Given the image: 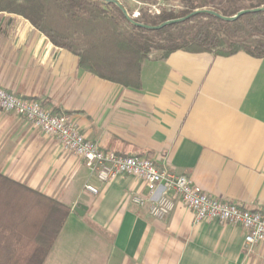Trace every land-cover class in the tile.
Here are the masks:
<instances>
[{
	"label": "crops",
	"instance_id": "1",
	"mask_svg": "<svg viewBox=\"0 0 264 264\" xmlns=\"http://www.w3.org/2000/svg\"><path fill=\"white\" fill-rule=\"evenodd\" d=\"M79 61L25 17L0 12L1 87L69 115L105 150L150 158L216 198L264 212V57L150 55L139 87ZM0 174L70 208L43 264H264V244L248 247L242 226L196 224L179 202L156 219L131 201L149 194L144 180L99 183L82 158L14 112L0 111Z\"/></svg>",
	"mask_w": 264,
	"mask_h": 264
},
{
	"label": "trees",
	"instance_id": "2",
	"mask_svg": "<svg viewBox=\"0 0 264 264\" xmlns=\"http://www.w3.org/2000/svg\"><path fill=\"white\" fill-rule=\"evenodd\" d=\"M184 2L180 9H163L139 22L156 26L197 9L234 16L264 7V0ZM1 11L25 17L55 46L78 55L81 67L125 86H140L141 63L153 50L164 51L163 57L178 50L264 57V11L248 12L235 21L199 13L155 30L135 26L118 6L103 0H0ZM106 23L114 29L102 30ZM121 23L131 30L120 32ZM80 35L89 39L80 44ZM105 45L109 55H100ZM69 213L66 204L0 174V264H43Z\"/></svg>",
	"mask_w": 264,
	"mask_h": 264
},
{
	"label": "built area",
	"instance_id": "3",
	"mask_svg": "<svg viewBox=\"0 0 264 264\" xmlns=\"http://www.w3.org/2000/svg\"><path fill=\"white\" fill-rule=\"evenodd\" d=\"M153 8L159 13L155 5ZM140 14L135 12L133 17ZM0 111L14 112L41 131L55 136L62 150L82 158L92 176L101 184H109L121 175H133L144 180L149 194H134L131 201L138 206H148L152 217L167 218L179 202L193 212L196 224L216 220L224 224L240 225L246 231L245 242L248 247L264 244L263 211H252L216 198L186 174L159 167L150 158L119 155L105 150L99 143L86 138L69 115L51 113L40 101L18 96L1 86ZM85 189L93 194L101 191L93 183H86Z\"/></svg>",
	"mask_w": 264,
	"mask_h": 264
},
{
	"label": "rangeland",
	"instance_id": "4",
	"mask_svg": "<svg viewBox=\"0 0 264 264\" xmlns=\"http://www.w3.org/2000/svg\"><path fill=\"white\" fill-rule=\"evenodd\" d=\"M122 2V4L125 6V8L128 10L129 14L133 17V14L135 12H140L141 14L138 17H133L136 20H140L143 16L147 17V16H154L155 14H159L154 8L153 6L155 5L156 8L158 9V11H162L163 9H180L182 7H184L185 2L184 0H120ZM116 27V26H115ZM100 28L102 30H107V31H111L112 29H114V26L111 24H102L100 26ZM118 29L120 32H124L127 33L129 32L131 29L125 24V23H121L118 26ZM93 37V36H91ZM154 38V37H152ZM76 39L78 41H80V44H82V40H88L89 38L84 37L82 35H80V37H76ZM79 43V42H78ZM106 45L105 47L99 52L100 55H106L109 53H107V49H106ZM162 50H153L150 55H154V56H159V55H163Z\"/></svg>",
	"mask_w": 264,
	"mask_h": 264
},
{
	"label": "water",
	"instance_id": "5",
	"mask_svg": "<svg viewBox=\"0 0 264 264\" xmlns=\"http://www.w3.org/2000/svg\"><path fill=\"white\" fill-rule=\"evenodd\" d=\"M104 2L110 4H115L116 6H118L121 11L124 13V15L129 18V20L131 21L132 24H134L135 26H138V27H142V28H146V29H161L167 25H171V24H174V23H177V22H180V21H183V20H186L188 19L189 17H191L192 15H195V14H199V13H208V14H213L223 20H226V21H235L237 20L239 17H241L242 15L248 13V12H259V11H264V7H259V8H255V9H246V10H241L239 11L236 15L234 16H224V15H221L213 10H208V9H197L195 10L192 14L188 15L187 17H184V18H177V19H171V20H167L165 22H162L161 24L159 25H156V26H152V25H146V24H143L139 21H137L136 19H134L128 12V10L125 8V6L122 4V2L120 0H103Z\"/></svg>",
	"mask_w": 264,
	"mask_h": 264
}]
</instances>
